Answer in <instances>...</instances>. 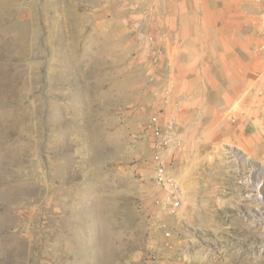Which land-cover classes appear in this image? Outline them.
Instances as JSON below:
<instances>
[{
	"label": "rangeland",
	"instance_id": "obj_1",
	"mask_svg": "<svg viewBox=\"0 0 264 264\" xmlns=\"http://www.w3.org/2000/svg\"><path fill=\"white\" fill-rule=\"evenodd\" d=\"M250 2L237 100L174 118L133 39L107 32L105 0H0V264H264V75L244 52L264 65V0Z\"/></svg>",
	"mask_w": 264,
	"mask_h": 264
},
{
	"label": "crops",
	"instance_id": "obj_2",
	"mask_svg": "<svg viewBox=\"0 0 264 264\" xmlns=\"http://www.w3.org/2000/svg\"><path fill=\"white\" fill-rule=\"evenodd\" d=\"M104 5L107 32L121 30L133 39V50L147 61L163 98L170 97L164 101L170 117L188 118L196 108L201 116H216L207 103L217 101L220 107L237 100V81L242 85L237 78V0H105ZM250 17L243 15V22ZM250 26L257 37V25ZM257 43V38L251 42ZM258 51L256 46L244 49L251 78L264 75Z\"/></svg>",
	"mask_w": 264,
	"mask_h": 264
},
{
	"label": "built area",
	"instance_id": "obj_3",
	"mask_svg": "<svg viewBox=\"0 0 264 264\" xmlns=\"http://www.w3.org/2000/svg\"><path fill=\"white\" fill-rule=\"evenodd\" d=\"M153 120L157 119L156 115H153ZM179 144V142H177ZM155 181L161 185H164L167 188V197L171 199L174 203V206L179 204V187L172 177L167 176L162 171H159L155 176Z\"/></svg>",
	"mask_w": 264,
	"mask_h": 264
}]
</instances>
